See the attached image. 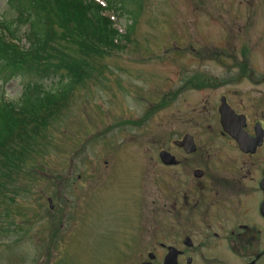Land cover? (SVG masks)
I'll return each mask as SVG.
<instances>
[{
    "label": "rangeland",
    "instance_id": "1",
    "mask_svg": "<svg viewBox=\"0 0 264 264\" xmlns=\"http://www.w3.org/2000/svg\"><path fill=\"white\" fill-rule=\"evenodd\" d=\"M111 1L108 13L119 32L124 34L135 21L133 33L118 48L79 61L80 82L72 85L16 169L7 172L10 178L3 179L0 189V264H139V255L128 245L129 239L145 234L132 217L134 206L125 194H116L113 205H93L91 157L111 154L109 148L120 153L118 145L126 139L151 138L167 122L169 109L163 107L142 123L137 120L167 93L169 78L222 73L213 53L218 48L235 46L240 59L248 45L249 58L257 61L254 74H264V0ZM12 15L6 0H0V22ZM232 29L228 46H222L221 37L225 40ZM25 30L20 28V37ZM22 47L28 48L24 38ZM64 74L59 64L44 66L41 79H35L53 90ZM25 82L21 77L0 81V95L18 102ZM130 166L116 171L135 174ZM116 177L118 193L122 176ZM144 219L148 232L150 216Z\"/></svg>",
    "mask_w": 264,
    "mask_h": 264
},
{
    "label": "flooded vegetation",
    "instance_id": "2",
    "mask_svg": "<svg viewBox=\"0 0 264 264\" xmlns=\"http://www.w3.org/2000/svg\"><path fill=\"white\" fill-rule=\"evenodd\" d=\"M236 51L218 48L220 74L167 80V93L136 122L169 109L151 138L126 139L120 153L90 159L93 205L125 194L134 206L145 234L128 245L139 264H163L168 254L171 264H264V74H254L248 45L240 59ZM130 165L135 174L116 171Z\"/></svg>",
    "mask_w": 264,
    "mask_h": 264
},
{
    "label": "trees",
    "instance_id": "3",
    "mask_svg": "<svg viewBox=\"0 0 264 264\" xmlns=\"http://www.w3.org/2000/svg\"><path fill=\"white\" fill-rule=\"evenodd\" d=\"M6 3L13 15L11 20L0 22V81L21 77L26 82L18 102L0 95V189L5 184L3 179L10 178L7 172L16 169L17 162L42 135L41 129L80 82L79 61L118 48L133 33L135 25L134 21L124 34L119 32L107 14L114 4L111 0H106V5L97 0H6ZM22 26L26 33L20 37ZM21 38L28 48H20ZM62 43L65 48L57 49L56 45ZM67 47L75 54L67 52ZM56 64L61 65L65 74L60 76L55 89H45L35 78H39L41 67Z\"/></svg>",
    "mask_w": 264,
    "mask_h": 264
},
{
    "label": "water",
    "instance_id": "4",
    "mask_svg": "<svg viewBox=\"0 0 264 264\" xmlns=\"http://www.w3.org/2000/svg\"><path fill=\"white\" fill-rule=\"evenodd\" d=\"M49 204L51 203V200H48ZM52 208V206H50ZM172 258L170 255H167L163 264H171ZM146 264H152V263H146Z\"/></svg>",
    "mask_w": 264,
    "mask_h": 264
}]
</instances>
